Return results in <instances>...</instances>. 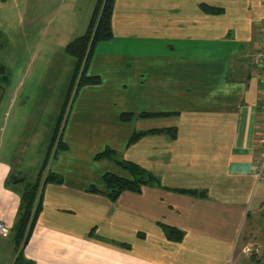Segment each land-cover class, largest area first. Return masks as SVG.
<instances>
[{"label": "crops", "instance_id": "obj_1", "mask_svg": "<svg viewBox=\"0 0 264 264\" xmlns=\"http://www.w3.org/2000/svg\"><path fill=\"white\" fill-rule=\"evenodd\" d=\"M1 1L0 26L17 32L14 21L26 14L41 24L37 31L63 22L67 35L76 30L69 42L85 32L96 0ZM110 26L87 69L100 81L76 93L61 140L67 148L49 161L61 182L43 184L19 244L18 178L36 177L46 150L27 159L25 145L0 152V221L7 228L0 264L20 254L29 264H227L231 257L242 264L248 241L264 233V181L253 175L260 96L254 53L264 0H114ZM122 111L131 122L121 120ZM6 130L5 143L27 140L14 142L10 126L0 127V138ZM105 148L140 165L155 184L115 199L87 190L102 187L106 172L133 178L112 160L93 158ZM167 226L181 235H167Z\"/></svg>", "mask_w": 264, "mask_h": 264}, {"label": "rangeland", "instance_id": "obj_2", "mask_svg": "<svg viewBox=\"0 0 264 264\" xmlns=\"http://www.w3.org/2000/svg\"><path fill=\"white\" fill-rule=\"evenodd\" d=\"M0 3H2V1ZM44 5L48 6L49 1L46 0ZM29 13L32 14L31 19H33L35 13ZM3 18L4 15L0 14V19ZM59 21H61V19ZM62 23L63 22H59L60 27L58 26L57 28L56 26L52 27L48 24V29L44 32L37 31L41 24L36 23L33 20L29 21V17L26 14V18H23L19 25L17 24V21H14L17 32L8 30L6 26H0V65L5 67L8 75L7 80L4 82H1L0 76V127L4 126L5 129L9 126L11 127V131L13 133L11 138L14 142H23L25 139L34 140V142L26 140L19 144L5 143L8 135V131L6 130L3 137L0 138V152H2L3 149L7 151L8 147H20L19 149H21V146L25 145L26 148L24 155L25 159H27V157H30L31 153H42L44 148L46 152H43L41 155V160L37 166L38 171L36 173V176H39L40 180L39 191H41V188L43 187L46 175L50 172L49 161L54 159V150L56 149V146H58L56 141L51 148L48 143L53 141V139L58 141L59 135L60 138L62 137L61 140L65 141V125L75 97L74 93L71 95L70 92L67 91L68 85L72 79L77 80L79 78V73L77 74V72L80 69V66H77L76 58L70 56V54L66 52V46L70 43V41L68 42L67 40H69L70 36L76 34V30L73 33L69 32L67 35L63 31L65 25ZM40 35L45 37L39 39ZM36 42L37 44L35 47ZM72 68L73 71L70 73ZM76 74L77 76L75 78L74 76ZM69 77L70 79L68 83L67 79ZM64 94H68L69 98L66 106L67 108L62 115L63 119H60L62 113V111H60L58 119L55 121L60 104H62L63 98H65ZM127 112L129 111H126V113L122 111L120 114V118L123 122L132 121L130 118L131 114ZM137 114L142 116L143 112H137ZM6 122H9L7 127ZM33 122L34 125H32ZM96 126L97 129H99V126ZM34 131L37 132L35 136L32 134ZM56 132L58 134L55 135ZM132 136L133 132L128 139V143ZM49 140L50 142L47 144L40 142ZM87 145L88 144H85L86 147ZM98 146H102V143L98 144ZM74 147L76 148L79 146L74 144ZM62 151L57 153V158L58 154ZM98 153L99 152L96 154ZM6 155L9 154L6 153ZM95 155L93 157L95 160H103L102 158L96 159ZM46 156L48 158L47 162H45ZM35 158H38V156ZM17 161L18 159L14 158L11 162L15 164ZM40 164L41 167H39ZM117 166L120 167V165ZM119 167H117V169H120ZM147 177L148 175L141 178V180L144 181L141 187L143 185L145 186L149 182L155 184V181L151 182ZM153 177L156 178L155 176ZM145 180H147L146 183ZM135 192H138V190ZM107 198L110 197L107 196ZM262 215H264V213ZM262 220L264 223V216H262ZM5 234H7V232ZM263 240L264 233H259L257 237L251 238L250 241H248L252 245L245 247L247 256L242 257V264H264V259L258 263L257 261H253L251 258L255 256H252L253 251H251V249L257 247ZM232 258L233 257L228 260L227 264L234 263Z\"/></svg>", "mask_w": 264, "mask_h": 264}, {"label": "trees", "instance_id": "obj_3", "mask_svg": "<svg viewBox=\"0 0 264 264\" xmlns=\"http://www.w3.org/2000/svg\"><path fill=\"white\" fill-rule=\"evenodd\" d=\"M113 3L114 0H96L94 9L92 11L91 19L89 21L88 27L86 28L85 32L75 37L66 46V52L71 56L75 57L77 60V66H80V69L77 72V74L79 73L78 74L79 78L77 80L72 79L68 85L67 91L70 92L71 95L73 93L76 95L78 90L85 85L98 84L100 81V78L98 76L88 75L87 69L96 44L99 41H103L111 37L110 22H111ZM77 74L74 76L75 78ZM0 76H1V82L6 81L8 78L5 67L2 65H0ZM68 99H69L68 94H66L61 106L62 113L60 119L62 118V115L67 108L66 106L68 103ZM168 131L171 133L170 136L171 135L174 136L175 134L174 130L169 129ZM56 134L58 133L56 132L55 135ZM55 141L56 144H58V146H56V149L54 150L55 153L53 155V158L56 157L58 152L65 150L67 148V145L61 141L60 135L58 141L55 139L51 141L49 145L50 148ZM95 158L96 159L107 158L109 160H112L114 163L120 165L122 168L127 170L133 177L132 179H126L118 175H115L111 172L110 173L106 172L102 176V181H103L102 188L97 187L95 185H91L87 189L89 191L102 193L110 197V199L117 198V196H119V194L124 190L139 191L141 189V185L144 183V181H142L141 178H144L147 175L149 181L157 180L151 174L147 173V171L144 168H142L140 165L134 163L133 161H129L117 157L114 150L110 148H105L104 150L96 154ZM47 161L48 158L46 156L45 162ZM18 179L20 181H23V188L20 194L18 216L16 223L14 225L15 236L17 238V243L19 244L24 238L25 241L28 236L31 224L33 223L34 217L36 216V213L39 211L40 208L41 195L39 194L40 193L39 176L38 177L36 176L33 179H29L27 177H19ZM51 182L60 183L61 176L52 172H48L44 184ZM146 182L147 180H145V183ZM179 192L189 193L193 195L202 194V193H198V191L195 190H180ZM165 232L167 233V235L172 237H177V236L179 237L182 233L181 231L178 230L179 233L177 236H175L173 235L175 229L168 226L165 228ZM14 264H29V263L24 261L22 255L20 254L19 256H17V260H15Z\"/></svg>", "mask_w": 264, "mask_h": 264}, {"label": "built area", "instance_id": "obj_4", "mask_svg": "<svg viewBox=\"0 0 264 264\" xmlns=\"http://www.w3.org/2000/svg\"><path fill=\"white\" fill-rule=\"evenodd\" d=\"M254 59L259 63V120L257 123V157L253 168V175L257 181H264V28L262 31V42L254 53ZM6 227L0 221V233L5 234Z\"/></svg>", "mask_w": 264, "mask_h": 264}, {"label": "flooded vegetation", "instance_id": "obj_5", "mask_svg": "<svg viewBox=\"0 0 264 264\" xmlns=\"http://www.w3.org/2000/svg\"><path fill=\"white\" fill-rule=\"evenodd\" d=\"M251 251H253L252 256L255 255L251 257L253 261H257L258 263L261 262V260L264 259V240L257 247L252 248Z\"/></svg>", "mask_w": 264, "mask_h": 264}]
</instances>
